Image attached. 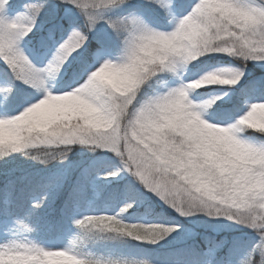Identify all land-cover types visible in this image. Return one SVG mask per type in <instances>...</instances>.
Listing matches in <instances>:
<instances>
[{
  "label": "snow or ice",
  "instance_id": "obj_1",
  "mask_svg": "<svg viewBox=\"0 0 264 264\" xmlns=\"http://www.w3.org/2000/svg\"><path fill=\"white\" fill-rule=\"evenodd\" d=\"M151 2L173 11L172 0ZM62 3L83 15L84 27H71L55 41L47 63L38 65L22 41L36 28L44 0H31L13 18L7 15L9 0H0V62L14 81L43 92L42 98L21 101L22 107L28 106L16 115L0 118V157L74 143L110 150L120 157L122 169L109 171L106 177L127 170L182 215L206 212L252 229L259 240L240 264H264V140L242 135L249 129L264 135V114L259 111L264 99L250 103L233 123H210L201 115L207 104L194 103L189 98L193 89L185 82L141 95L152 80H161L165 73L179 74L178 69L205 54H226L241 62L238 67L206 70L230 82L222 85L237 84L249 62L264 65V0H193L183 16L173 17L171 30L150 26L135 12L111 14L126 7L129 0ZM101 23L119 42V55H111L99 34V46L88 52L90 34ZM77 56H84L83 82L69 91L47 87V79L61 73ZM12 90L11 86L0 89ZM250 99L246 95L245 103ZM217 100L216 108L226 106L220 97ZM68 151L62 150L60 158L67 159ZM25 155L33 153L25 151ZM33 158L47 164L52 153L37 151ZM15 193V184H0V195L7 203L11 204ZM42 203L43 198L33 207ZM131 207L127 203L120 212ZM16 223L24 232L33 231L23 219ZM74 223L79 232L68 247L53 250L31 240L11 239L0 244V264H42L50 259L68 264H146L97 257L77 245L103 233L155 243L178 227L126 223L119 214L86 215Z\"/></svg>",
  "mask_w": 264,
  "mask_h": 264
},
{
  "label": "trees",
  "instance_id": "obj_2",
  "mask_svg": "<svg viewBox=\"0 0 264 264\" xmlns=\"http://www.w3.org/2000/svg\"><path fill=\"white\" fill-rule=\"evenodd\" d=\"M192 0H176L177 8L182 9ZM24 0H13L19 4ZM45 2V1H44ZM38 17L42 29L28 39L33 53L40 55L52 45L51 39H58L70 26L84 27V21L78 16H60L50 1L45 3ZM129 7L130 4H127ZM129 8H122L114 13L126 14ZM160 24L164 25L167 17L164 12H156ZM114 15V14H112ZM102 31L90 34L88 52L99 46L97 36ZM109 46L108 40L105 39ZM110 49V46H109ZM91 60V57H88ZM84 56H79L70 70V77H78L83 71ZM226 62L240 66L239 59L218 57L201 61L192 67L191 74L207 70V64L218 65ZM253 63L248 64L247 78L237 88L201 89L197 94L208 96L220 90L233 91L226 106L214 108L211 118L230 119L242 111L245 97H262L264 93V68ZM171 78L169 73L162 74L159 81L152 80L150 86L142 90V96L153 95L155 89ZM28 89L15 90L12 106L18 107L21 101L34 96ZM259 141L264 135L249 131ZM68 151L67 159L60 158V152ZM95 149V150H93ZM31 151L33 155H25ZM37 151L51 152L52 158L47 164L34 159ZM122 169L120 157L107 149L93 145L74 143L68 146H39L29 150L11 152L0 157V184L11 182L16 186V193L11 204L0 195V222L9 219H23L33 231L30 236L39 242H54L73 237L76 231L74 219L86 215H116L126 223L177 225L176 229L155 243L136 240L127 235L103 233L88 238L77 247L84 253L97 257L122 260H135L146 264H240L247 252L257 243L256 233L229 219L207 216L198 213V219L205 220L202 225H195L166 202L157 200L155 195L133 174L121 170L115 177L104 174ZM40 207L33 203L41 201ZM127 203L132 207L124 212L120 209ZM78 229V228H77ZM79 230V229H78ZM72 231V232H71ZM79 232V231H78Z\"/></svg>",
  "mask_w": 264,
  "mask_h": 264
},
{
  "label": "rangeland",
  "instance_id": "obj_3",
  "mask_svg": "<svg viewBox=\"0 0 264 264\" xmlns=\"http://www.w3.org/2000/svg\"><path fill=\"white\" fill-rule=\"evenodd\" d=\"M44 5H46L45 3L47 1H50L52 7L55 10H59L60 11V16L61 17H65V16H73L76 17L78 16L80 19H82L84 21V17L83 15L74 7H72L71 5H66L64 3H62V0H44ZM176 0H172L174 8L173 11L171 13L165 11L164 9H162L161 7L157 6L156 4L152 3L151 0H129V3L131 7V9L129 10V12H135L136 14L141 15L145 21L153 27H157L163 30H171L174 27V20L173 17L179 18L181 16H183L186 11L188 10V5H190L193 0L185 5V7H183L182 9L177 8V5L175 4ZM29 2H31V0H24V2H21L19 4H13V0H9V9L7 11V15L9 18H13L17 15V13L24 11V6L26 4H28ZM128 6H126V8H129ZM119 10V9H118ZM117 10H115L116 12ZM128 12V13H129ZM156 12H164L165 16L167 17V21L164 22V25L160 24V20L157 18L156 16ZM114 14V11L111 13ZM85 23V21H84ZM75 26V25H74ZM79 26V25H76ZM42 24L39 21V19L37 20V26L36 28L33 30L32 33L29 34V37H26L24 39V41H22V46L24 48V50L31 56L32 60L38 64V65H44L45 63H47L48 59H50L51 55H52V51L54 48V44L55 41L60 40L61 38H63L67 32L69 31V29L73 26L68 27L61 35L58 39H51V47L47 50H45V52H43L41 55H37L35 53H33L31 46L28 44V39L33 36V34L39 30H41L42 28ZM81 27V26H79ZM82 28V27H81ZM102 31V34L104 36V38L109 42V46H110V53L113 56L119 55L120 53V44L119 42L116 40V38L114 37L113 33L111 32V30L108 28V26L106 24H98L97 28L95 29V31L92 34L98 33V31ZM94 52V51H93ZM79 56H77L75 59H72L70 63L66 64L64 66V68L62 69L61 73L57 74L55 77H49L46 81V86L49 87L51 90H53L54 92L57 89H62L63 91H69L72 90V88L78 86V83H82L83 82V71L81 72V74L78 75V77H76L75 75H73L71 78L70 77V70L71 68H73L74 65V61L76 59H78ZM218 57H224V58H235L226 54H205L199 58H197L196 60L190 61L188 62V64L185 66L184 69H178V73L179 74H172L169 73L171 75V78L168 80H165V82L163 84H161V87L158 89H155V91L161 90L163 88H165L166 86L168 87H175L177 85H179L181 82H187L195 77L198 76V74H203L204 72H206V70L204 71H200L194 74L192 72V67L194 65H196L197 63L201 62V61H207L208 59H216ZM237 59V58H235ZM250 63V62H249ZM255 65L258 66H262L264 68V65H261L259 63H254L251 62ZM233 66H237L234 63H222L218 64V65H214L213 63H208L207 64V70H214V69H222V68H228V67H233ZM262 68V69H263ZM247 71L245 73V76L235 85H210V86H206V87H202L200 89H194L190 92V99L193 100L194 103L200 104L202 103L204 100L212 98L214 96H219L223 101H225L226 103L230 102V97L232 96V92L233 91H227V90H220L218 93H212L209 94L208 96H201L199 94H197V92L201 89H208V88H237L239 86H241V84L245 81V79L247 78ZM12 87V91L10 93H6L4 91H0V118L4 117L5 115L8 116H12V115H16L18 113V111L23 110V107H27V104H24L23 107L21 105H19L18 107H13L12 104V94H14V91L17 89L19 90L21 87L22 88H26L28 89V94L32 93L34 94V97L37 98H42L43 96V92L41 89H36L30 85H25L24 83L16 80H13V76L12 74L6 70L5 66L3 65L2 62H0V89H6L8 87ZM154 91V92H155ZM154 94V93H153ZM29 99V98H27ZM26 99V100H27ZM261 99H264V97H260V98H255V99H250L249 103H245V105L242 108V111L237 114L234 117H231L230 119H219V120H215V119H210V115L211 112L214 108H216L215 104L212 105L210 108L205 109V111L201 114L203 119L209 120L210 123H217L220 121H223L225 123H233L240 115L244 114L249 107V104L252 102H260ZM35 102V101H33ZM216 103H220L219 100L216 101ZM249 130H247L245 133H243L242 135L245 136V138H254L255 140L259 141L257 138L253 137L252 135L249 134ZM253 131V130H251ZM148 189V188H147ZM152 191V190H151ZM152 193L155 195V197L157 198V200H161L166 202L164 199H162L157 193L153 192ZM167 203V202H166ZM168 204V203H167ZM169 205V204H168ZM171 206V205H169ZM176 210V209H175ZM179 213V212H178ZM198 213H203V212H198ZM182 215V214H180ZM184 217H186L189 221H191L192 223H194L195 225H202L204 223H206L205 220L202 219H198V215L197 212L191 214V215H183ZM207 216L209 217V215L207 214ZM220 219H226L225 217H219ZM18 219H9V220H4L2 222H0V244L2 243H6L11 239H21V240H31L35 243L40 244L41 246H43L46 249H64L66 247H68L69 243L71 242V240L77 235L78 233V227L76 226V231L73 232V237H66L62 240H58V241H54V242H39L34 238H31L30 236V232H24L19 225L16 223ZM240 225V224H238ZM72 232V231H71Z\"/></svg>",
  "mask_w": 264,
  "mask_h": 264
},
{
  "label": "clouds",
  "instance_id": "obj_4",
  "mask_svg": "<svg viewBox=\"0 0 264 264\" xmlns=\"http://www.w3.org/2000/svg\"><path fill=\"white\" fill-rule=\"evenodd\" d=\"M148 48H151V45L146 46ZM195 59V58H194ZM230 83L225 77L216 74L215 72H204L203 74L189 80L186 82L187 87L190 89H200L202 87L210 86V85H222ZM219 99V96H214L212 98L204 100L202 103L207 104V108H210L212 105L215 104V101ZM36 107H39L37 105ZM35 111V109H33ZM259 111L264 114V104L259 106ZM262 125H264V120L261 121ZM220 133L223 135H227L226 130L223 126L219 127ZM42 264H68L67 261L61 260V259H50L48 261L42 262Z\"/></svg>",
  "mask_w": 264,
  "mask_h": 264
}]
</instances>
